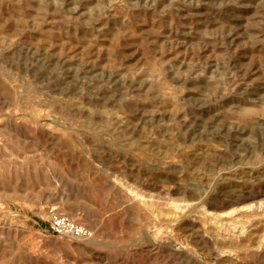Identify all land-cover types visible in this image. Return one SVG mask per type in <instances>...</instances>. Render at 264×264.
Returning a JSON list of instances; mask_svg holds the SVG:
<instances>
[{
	"label": "rangeland",
	"instance_id": "rangeland-1",
	"mask_svg": "<svg viewBox=\"0 0 264 264\" xmlns=\"http://www.w3.org/2000/svg\"><path fill=\"white\" fill-rule=\"evenodd\" d=\"M0 264H264V0H0Z\"/></svg>",
	"mask_w": 264,
	"mask_h": 264
},
{
	"label": "built area",
	"instance_id": "built-area-1",
	"mask_svg": "<svg viewBox=\"0 0 264 264\" xmlns=\"http://www.w3.org/2000/svg\"><path fill=\"white\" fill-rule=\"evenodd\" d=\"M50 231L58 236L90 238L92 231L87 226L74 220L70 215L57 210L51 211Z\"/></svg>",
	"mask_w": 264,
	"mask_h": 264
},
{
	"label": "bare ground",
	"instance_id": "bare-ground-1",
	"mask_svg": "<svg viewBox=\"0 0 264 264\" xmlns=\"http://www.w3.org/2000/svg\"><path fill=\"white\" fill-rule=\"evenodd\" d=\"M126 188H127L128 191L130 192V195H131V193L134 195L133 198L136 197V198L139 199V200H140V199H141V200L143 199V198L139 197L138 192H137L136 190L132 189V188L130 187V185H127ZM140 195H142V194H140ZM146 199H147V198H146ZM141 200H140V201H141ZM140 201H139V202H140ZM144 201H145V199H144ZM146 201H147V200H146ZM147 202H148V201H147ZM143 203H144V202H143ZM146 206H147V205H146ZM180 206H181V205H178L179 208H180ZM181 207H182V206H181ZM259 208H260V207H259ZM248 209H249V208H248ZM253 209H255V208L253 207ZM262 211H263V210H262ZM233 212H235V211H233ZM227 214H228V213H227ZM256 214H257V213H256ZM256 214H255V215H256ZM232 215H233V214H232ZM252 215H253V214H252ZM257 215H258V214H257ZM221 216H227V215H221ZM232 217H233V216H232ZM250 217H251V216H250ZM203 218H204V217H203ZM226 218H229V216L226 217ZM230 218H231V217H230ZM252 218H253V217H252ZM255 218H256V217H255ZM219 220H220V219H219ZM226 220H227V219H226ZM228 220H230V219H228ZM247 220H248V219H247ZM249 220H250V219H249ZM253 220H254V219H253ZM220 221H223V220L221 219ZM236 221H237V220H236ZM225 222H226V221H225ZM221 223H222V222H221ZM242 223H243V222H242ZM256 223H257V221H256ZM223 224H224V222H223ZM245 224H246V223H245ZM247 224H248V223H247ZM247 224H246V225H247ZM221 226H222V225H221ZM231 226H232V225H231ZM253 226H254V225H253ZM223 228H225V227L223 226ZM229 228H230V227H229ZM231 228H233V227H231ZM217 229H218V228H217ZM217 229H216V230H217ZM241 229H242V228H241ZM222 230H223V229H222ZM225 230H226V229H225ZM248 230H249V229H248ZM248 230H247V231H248ZM228 231H229V230H228ZM236 231H238V230H236ZM245 232H246V231H245ZM248 232H249V231H248ZM219 233H220V232H219ZM219 233H218V234H219ZM242 233H243V232H241V234H242ZM246 233H247V232H246ZM216 234H217V233H216ZM220 234H221V233H220ZM223 234H224V233H223ZM229 234H230V232H229ZM241 234H240V236L243 235V234H242V235H241ZM219 236H220V235H219ZM219 236H218V237H219ZM226 236H227V235H226ZM216 238H217V237H216ZM238 238H239V237H238ZM218 240H221V241L226 242V241H228V240H233V239H228V238H226L225 236H221V238H219ZM212 244H213V243H212Z\"/></svg>",
	"mask_w": 264,
	"mask_h": 264
}]
</instances>
